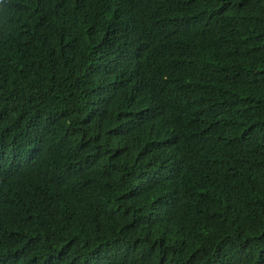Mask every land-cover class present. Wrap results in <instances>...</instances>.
I'll list each match as a JSON object with an SVG mask.
<instances>
[{
	"label": "trees",
	"instance_id": "16d2710c",
	"mask_svg": "<svg viewBox=\"0 0 264 264\" xmlns=\"http://www.w3.org/2000/svg\"><path fill=\"white\" fill-rule=\"evenodd\" d=\"M0 264H264V0H0Z\"/></svg>",
	"mask_w": 264,
	"mask_h": 264
}]
</instances>
